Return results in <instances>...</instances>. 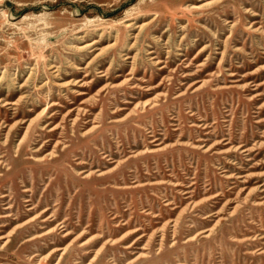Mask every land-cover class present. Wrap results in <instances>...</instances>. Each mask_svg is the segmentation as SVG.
Listing matches in <instances>:
<instances>
[{"label": "rangeland", "instance_id": "obj_1", "mask_svg": "<svg viewBox=\"0 0 264 264\" xmlns=\"http://www.w3.org/2000/svg\"><path fill=\"white\" fill-rule=\"evenodd\" d=\"M0 77V264H264V0H1Z\"/></svg>", "mask_w": 264, "mask_h": 264}, {"label": "bare ground", "instance_id": "obj_2", "mask_svg": "<svg viewBox=\"0 0 264 264\" xmlns=\"http://www.w3.org/2000/svg\"><path fill=\"white\" fill-rule=\"evenodd\" d=\"M1 1V0H0ZM4 13H7V15L9 16V18H11V19H13V17H14V15L11 13V12H4ZM3 15V14H2ZM129 23V22H128ZM138 24V23H137ZM141 24V23H140ZM232 25V24H231ZM140 27V26H139ZM253 28V27H252ZM136 33V32H135ZM96 39V38H95ZM130 44V43H129ZM80 46V45H79ZM93 48V47H92ZM152 56V55H151ZM58 67V66H57ZM59 68V67H58ZM166 68V67H165ZM32 70V69H31ZM34 70V69H33ZM30 72V71H29ZM30 74V73H29ZM101 76V75H100ZM1 78V77H0ZM38 86V85H37ZM31 123H32V121H31ZM51 155V154H50ZM11 233V232H10ZM7 239H8V237H7ZM7 241V240H6ZM102 248V247H101ZM64 250V249H63ZM99 250H101V249H99ZM98 254V253H97ZM62 255V254H61ZM58 259H60V258H58ZM58 262V261H57Z\"/></svg>", "mask_w": 264, "mask_h": 264}]
</instances>
